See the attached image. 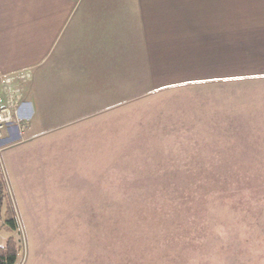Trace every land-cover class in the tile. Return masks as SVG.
<instances>
[{"label": "rangeland", "instance_id": "obj_1", "mask_svg": "<svg viewBox=\"0 0 264 264\" xmlns=\"http://www.w3.org/2000/svg\"><path fill=\"white\" fill-rule=\"evenodd\" d=\"M250 101L156 94L7 136L17 230L1 219L0 247L13 238L17 264H264V99Z\"/></svg>", "mask_w": 264, "mask_h": 264}, {"label": "crops", "instance_id": "obj_2", "mask_svg": "<svg viewBox=\"0 0 264 264\" xmlns=\"http://www.w3.org/2000/svg\"><path fill=\"white\" fill-rule=\"evenodd\" d=\"M24 70L31 131L156 94L258 108L264 0H0V75ZM227 84L251 88H211Z\"/></svg>", "mask_w": 264, "mask_h": 264}, {"label": "built area", "instance_id": "obj_3", "mask_svg": "<svg viewBox=\"0 0 264 264\" xmlns=\"http://www.w3.org/2000/svg\"><path fill=\"white\" fill-rule=\"evenodd\" d=\"M31 79L27 70L0 75V152L7 136H14L16 144L26 141L24 132L28 127V119L22 113L23 86Z\"/></svg>", "mask_w": 264, "mask_h": 264}, {"label": "trees", "instance_id": "obj_4", "mask_svg": "<svg viewBox=\"0 0 264 264\" xmlns=\"http://www.w3.org/2000/svg\"><path fill=\"white\" fill-rule=\"evenodd\" d=\"M5 197L2 196L0 188V220L3 219L5 226L10 231L17 230V223L15 220L14 212L9 202L6 203V209L2 214V205L5 202ZM18 248L13 238H8L5 244L0 247V264H17Z\"/></svg>", "mask_w": 264, "mask_h": 264}]
</instances>
